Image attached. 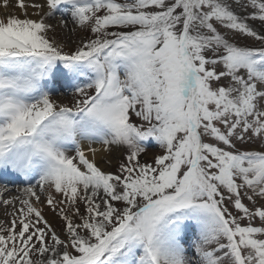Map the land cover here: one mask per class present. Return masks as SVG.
<instances>
[{
  "label": "snow or ice",
  "instance_id": "1",
  "mask_svg": "<svg viewBox=\"0 0 264 264\" xmlns=\"http://www.w3.org/2000/svg\"><path fill=\"white\" fill-rule=\"evenodd\" d=\"M16 7L0 264H264V0Z\"/></svg>",
  "mask_w": 264,
  "mask_h": 264
},
{
  "label": "bare ground",
  "instance_id": "2",
  "mask_svg": "<svg viewBox=\"0 0 264 264\" xmlns=\"http://www.w3.org/2000/svg\"><path fill=\"white\" fill-rule=\"evenodd\" d=\"M26 2H30V3H39V2H42V0H26ZM29 12H32L34 11L33 9L29 8L28 9ZM5 12H14L15 14L19 15L20 14V9L18 7H16V0H10V3H9V6L7 7V9H5L3 7V2L2 0H0V16H3L5 14ZM60 17H59V14H57L56 18L54 19H49V23H51L53 26L54 25H57L59 24L58 21H59ZM69 26L72 27V23L71 21H69ZM60 35V34H59ZM67 37V36H66ZM71 91V89H67L65 90L64 88H61L60 89V92L64 94V96L62 98L64 99H68L66 96L67 94H69ZM0 183H5V181H2L0 180ZM16 187H23L24 185L23 184H20L19 181L16 182ZM10 195L12 196H15V195H18V193L16 191H12L10 193ZM5 212H6V209L4 208V206L2 204H0V220H4V217H5ZM46 213L50 216V217H53L54 214L51 213L49 210L46 209Z\"/></svg>",
  "mask_w": 264,
  "mask_h": 264
},
{
  "label": "rangeland",
  "instance_id": "3",
  "mask_svg": "<svg viewBox=\"0 0 264 264\" xmlns=\"http://www.w3.org/2000/svg\"><path fill=\"white\" fill-rule=\"evenodd\" d=\"M54 28H55V32L53 34L56 35L58 38L64 40V42H66L68 44L69 48H74L76 46L75 43H73V41H76L78 39V35L70 34L67 29H64L59 24L54 25ZM70 35H71V40L68 39V37ZM79 35H84V33H79ZM71 91H72V89H71ZM71 91H70V93H71ZM69 94L66 95V96H68L67 98H69ZM159 151H160V149L158 147L150 148L149 149V157H147V159H150L151 155L153 153H156V152H159ZM4 219H6V216L4 217ZM56 219L58 221V218H56ZM257 223H259V222L257 221Z\"/></svg>",
  "mask_w": 264,
  "mask_h": 264
}]
</instances>
